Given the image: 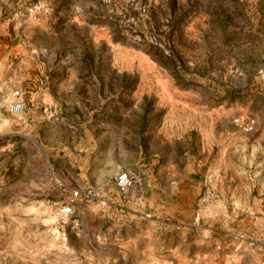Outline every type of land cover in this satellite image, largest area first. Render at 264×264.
Segmentation results:
<instances>
[{
	"label": "rangeland",
	"instance_id": "obj_1",
	"mask_svg": "<svg viewBox=\"0 0 264 264\" xmlns=\"http://www.w3.org/2000/svg\"><path fill=\"white\" fill-rule=\"evenodd\" d=\"M0 111V264H264V0H0Z\"/></svg>",
	"mask_w": 264,
	"mask_h": 264
},
{
	"label": "built area",
	"instance_id": "obj_2",
	"mask_svg": "<svg viewBox=\"0 0 264 264\" xmlns=\"http://www.w3.org/2000/svg\"><path fill=\"white\" fill-rule=\"evenodd\" d=\"M13 95L17 98L19 96V93H13ZM9 108L14 113L20 114L23 109V104L21 103V101H17L15 103L10 104ZM116 184L119 187H125L128 184V175L126 173L119 174L116 179ZM72 195H73L72 196L73 198H76V199L78 198L77 191L73 192ZM61 211H62V214H64L65 216H70L73 214V209L70 205H65Z\"/></svg>",
	"mask_w": 264,
	"mask_h": 264
},
{
	"label": "crops",
	"instance_id": "obj_3",
	"mask_svg": "<svg viewBox=\"0 0 264 264\" xmlns=\"http://www.w3.org/2000/svg\"><path fill=\"white\" fill-rule=\"evenodd\" d=\"M0 113H1V111H0Z\"/></svg>",
	"mask_w": 264,
	"mask_h": 264
}]
</instances>
